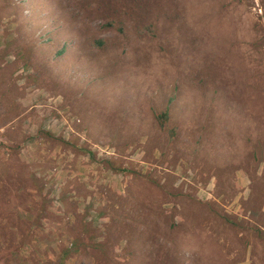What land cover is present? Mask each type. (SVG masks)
Instances as JSON below:
<instances>
[{"label": "rangeland", "instance_id": "1", "mask_svg": "<svg viewBox=\"0 0 264 264\" xmlns=\"http://www.w3.org/2000/svg\"><path fill=\"white\" fill-rule=\"evenodd\" d=\"M125 1L0 0V264H264V0Z\"/></svg>", "mask_w": 264, "mask_h": 264}, {"label": "trees", "instance_id": "2", "mask_svg": "<svg viewBox=\"0 0 264 264\" xmlns=\"http://www.w3.org/2000/svg\"><path fill=\"white\" fill-rule=\"evenodd\" d=\"M71 1L72 0H67L69 5ZM85 1L86 0H79V2L81 3H84ZM95 2H97V12H103L108 18L107 23L103 27L105 29H115L122 34L126 33L127 27L125 23L127 20V14L129 15L131 13L130 10L135 11V8L133 6H127L125 0H95ZM137 32L140 35H145L146 33L151 36L156 35L155 27L151 23L138 25ZM84 41L87 42L89 46L95 49H105L109 42L107 38H99L95 36H88ZM63 47L65 48V46ZM64 48L62 52H64ZM201 84L204 86L203 81H201ZM154 116L159 126L168 132L170 139L176 140L179 136V128L175 125L171 126L172 115L170 107L161 110H156ZM261 146L262 140H259L255 150V155L257 159H260L259 155L261 153ZM122 171H124V169ZM226 221L235 227L245 228L242 221L232 220L230 218H227ZM254 231L255 233L259 234V236L264 235V230L260 226H256V228H254Z\"/></svg>", "mask_w": 264, "mask_h": 264}]
</instances>
